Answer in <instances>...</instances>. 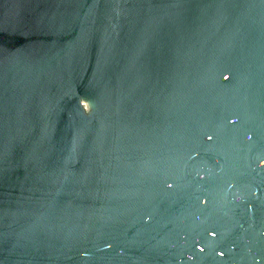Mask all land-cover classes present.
<instances>
[{"label": "water", "instance_id": "1", "mask_svg": "<svg viewBox=\"0 0 264 264\" xmlns=\"http://www.w3.org/2000/svg\"><path fill=\"white\" fill-rule=\"evenodd\" d=\"M0 264H264V0H0Z\"/></svg>", "mask_w": 264, "mask_h": 264}]
</instances>
